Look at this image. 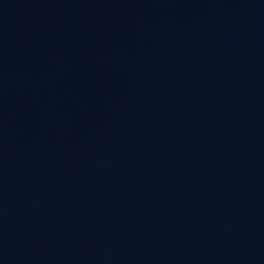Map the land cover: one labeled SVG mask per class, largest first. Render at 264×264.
Instances as JSON below:
<instances>
[{
    "label": "water",
    "instance_id": "1",
    "mask_svg": "<svg viewBox=\"0 0 264 264\" xmlns=\"http://www.w3.org/2000/svg\"><path fill=\"white\" fill-rule=\"evenodd\" d=\"M0 264H264V0H0Z\"/></svg>",
    "mask_w": 264,
    "mask_h": 264
}]
</instances>
